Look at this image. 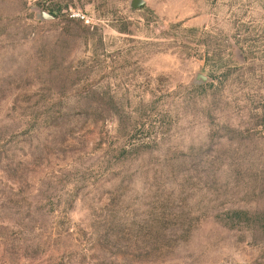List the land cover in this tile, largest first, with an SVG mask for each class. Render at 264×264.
<instances>
[{
	"label": "rangeland",
	"instance_id": "rangeland-1",
	"mask_svg": "<svg viewBox=\"0 0 264 264\" xmlns=\"http://www.w3.org/2000/svg\"><path fill=\"white\" fill-rule=\"evenodd\" d=\"M0 0V264H264V0Z\"/></svg>",
	"mask_w": 264,
	"mask_h": 264
},
{
	"label": "water",
	"instance_id": "water-1",
	"mask_svg": "<svg viewBox=\"0 0 264 264\" xmlns=\"http://www.w3.org/2000/svg\"><path fill=\"white\" fill-rule=\"evenodd\" d=\"M141 4H142V2H141L140 0H135V3H134L133 6L138 7V6H140Z\"/></svg>",
	"mask_w": 264,
	"mask_h": 264
}]
</instances>
